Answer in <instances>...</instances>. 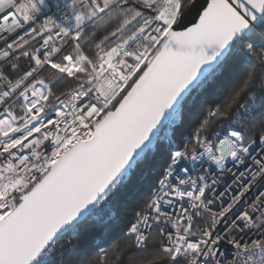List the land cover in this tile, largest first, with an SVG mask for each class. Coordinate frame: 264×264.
I'll return each instance as SVG.
<instances>
[{
  "label": "snow or ice",
  "instance_id": "6c2138e0",
  "mask_svg": "<svg viewBox=\"0 0 264 264\" xmlns=\"http://www.w3.org/2000/svg\"><path fill=\"white\" fill-rule=\"evenodd\" d=\"M158 166L111 264H264V0H0V264H79Z\"/></svg>",
  "mask_w": 264,
  "mask_h": 264
},
{
  "label": "trees",
  "instance_id": "16d2710c",
  "mask_svg": "<svg viewBox=\"0 0 264 264\" xmlns=\"http://www.w3.org/2000/svg\"><path fill=\"white\" fill-rule=\"evenodd\" d=\"M76 69L72 70L75 71ZM238 78L239 71L236 76L233 77V80ZM232 87L233 84L231 81H225L214 95L206 98V103L203 104L204 109L206 110L207 108L212 107L213 104L226 103ZM198 115L199 113L194 114L191 117V120L194 121ZM185 135H187V132H185ZM161 170L162 167L158 166L155 172L147 174L131 190V194L128 198L121 206H119V219L115 226H104L95 223L86 226V228L82 230L84 233L83 240L81 241L82 250H78L71 255L66 254V258L78 261L79 264H88L89 260L93 261L94 264H111L114 249H116L117 245L122 244L127 239L125 236L127 227L130 226V222L133 221L134 213L140 211L141 207L148 200L149 194L155 187V181L159 178L158 174ZM76 242L77 241L73 240V243Z\"/></svg>",
  "mask_w": 264,
  "mask_h": 264
},
{
  "label": "built area",
  "instance_id": "2783aa9c",
  "mask_svg": "<svg viewBox=\"0 0 264 264\" xmlns=\"http://www.w3.org/2000/svg\"><path fill=\"white\" fill-rule=\"evenodd\" d=\"M68 67L71 68V69H76V68L79 67V65H77V66L69 65ZM217 191H218V192H220V191H224V185L221 184V185L218 187ZM225 249H226L229 253H230L231 250H232L230 245H225ZM229 258H231V257L229 256Z\"/></svg>",
  "mask_w": 264,
  "mask_h": 264
}]
</instances>
